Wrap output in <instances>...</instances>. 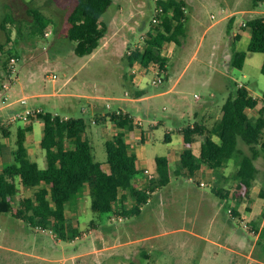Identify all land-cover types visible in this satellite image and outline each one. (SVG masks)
<instances>
[{"label": "rangeland", "instance_id": "1", "mask_svg": "<svg viewBox=\"0 0 264 264\" xmlns=\"http://www.w3.org/2000/svg\"><path fill=\"white\" fill-rule=\"evenodd\" d=\"M76 1L0 0V140L15 148L17 130L26 122L13 117L26 109L82 119L94 159L108 169L105 135L116 133L117 128L108 120L92 121L122 110L141 122L134 125L137 138L130 140L141 168L148 170L143 178L155 175V159L164 156L169 161L170 180L153 191L140 214L132 217L94 213L84 191L67 206L66 217L79 230L76 238L67 240L51 230L33 229L9 214H0V264H264L261 219H250L253 207L247 199L237 205L231 195L239 155L227 162L226 178L203 168L193 175L175 173L182 151V128L199 121L212 126L222 104L240 84L249 86L254 97L262 96L263 55L249 53L242 70L230 66V57L234 34L242 23L264 17V5L255 7L253 0H183L185 34L179 43L164 45L163 54L169 58L165 71H140L132 78L125 54L142 45L156 0H111L101 16L107 27L105 36L98 48L84 57L75 55V44L66 38V16ZM30 6L38 7L49 20V35L30 33L26 13ZM10 14L12 21H7L3 30L4 15ZM9 53L17 58L14 75L8 74L4 65ZM9 77L11 83L4 89ZM158 79L154 85L152 81ZM134 90L145 93L137 99ZM22 98L25 105L17 102ZM256 111L250 112L251 117ZM2 127L9 130L8 137H3ZM41 127V121L33 122L27 148L44 168V151L37 144ZM129 133H125L127 137ZM166 134L170 142H165ZM199 146L200 141L192 145L195 154ZM239 147L250 153L246 146ZM262 154L259 150L255 160L257 190L254 193L251 188L248 197L255 206L264 203V198L251 199L253 194L257 198L264 193ZM212 187L226 198L217 197ZM24 194L30 191L19 192L14 201ZM127 201L130 206L131 200ZM231 210L237 216L232 217Z\"/></svg>", "mask_w": 264, "mask_h": 264}, {"label": "trees", "instance_id": "2", "mask_svg": "<svg viewBox=\"0 0 264 264\" xmlns=\"http://www.w3.org/2000/svg\"><path fill=\"white\" fill-rule=\"evenodd\" d=\"M264 0H253L258 7ZM111 6V0H77L66 16V38L75 44L74 53L79 57L91 55L99 46L106 33V24L101 16ZM31 22L30 33L43 36L49 20L38 7L27 8ZM12 15H4L1 28L12 21ZM187 16L183 0H156L155 12L142 45L135 46L125 54L129 68L138 64L142 69L156 67L164 72L169 58L163 54L165 44L179 43L184 36ZM243 33H248L246 43L241 42ZM2 44H0V48ZM249 53H260L263 61L260 71L264 75V17L245 22L234 38L230 66L242 70ZM15 54L9 53L8 61ZM8 71V69H7ZM131 77L135 75L130 72ZM145 92L134 90L132 94L140 98ZM257 109V117L251 118L248 110ZM219 119L212 126L203 121L182 128V151L175 173L193 175L202 167L221 175L226 163L238 154L237 169L234 172L232 198L237 205L248 200L250 190L258 173L255 160L259 150L264 154V90L260 98L254 97L244 85L222 104ZM29 123L17 130L15 148L0 143V214H9L14 219L24 221L30 228L51 230L60 239L67 240L79 235L77 226L66 217L69 203L87 191L90 209L94 213H114L124 217L138 216L149 201L153 191L161 189L170 180V166L167 157L155 159V175L143 178L144 170L138 157L131 149L130 137L136 125L135 119L122 110L106 114L93 123L107 120L117 128L116 133L105 135V163L96 161L91 145L85 135L82 119L62 118L57 114L41 112L29 119ZM32 120L42 122V134L38 142L44 151L45 167L31 159L25 144V135L32 129ZM3 137L9 132L2 127ZM216 137L217 141L213 138ZM166 134L165 142H170ZM200 141L195 154L192 145ZM244 145L250 153L239 146ZM259 145V150L257 146ZM222 189V188H220ZM29 190V195L15 196ZM212 192L225 199L219 189ZM259 196H263L260 192ZM131 200L127 206V200ZM231 216H237L231 210ZM121 218V217H119ZM253 228V226H252ZM262 239V237H261Z\"/></svg>", "mask_w": 264, "mask_h": 264}, {"label": "crops", "instance_id": "3", "mask_svg": "<svg viewBox=\"0 0 264 264\" xmlns=\"http://www.w3.org/2000/svg\"><path fill=\"white\" fill-rule=\"evenodd\" d=\"M262 5H264V4H262ZM231 23V22H230ZM244 23H242V25H243ZM241 25V26H242ZM240 26V27H241ZM240 29V28H239ZM239 32V31H238ZM238 32L236 33V34H234V38H235V36L238 34ZM245 34L247 35V37L249 36L248 35V33H243L242 34V37H241V42H243V43H246L247 42V40H246V38H245ZM243 38H245L244 40H243ZM246 40V41H245ZM234 43V42H233ZM136 66V65H135ZM134 66V67H135ZM131 70H132V68H131ZM130 72H132V71H130ZM133 78H135V77H133ZM131 83H133V84H137V81L134 83V82H131ZM242 85H244V84H242ZM245 86V85H244ZM246 87V86H245ZM246 89L248 90V91H250L251 90V88L248 86V87H246ZM137 99H139V98H137ZM252 110H248L247 111V114L251 117V115H250V112H251ZM219 112H220V110H219ZM219 112H218V117H217V119L216 120H218L219 119V117H220V114H219ZM255 117H257V111L255 112V115L254 116H252L251 118H255ZM202 119L204 120V117H202ZM216 120H214V121H216ZM35 120H32L31 121V124H32V129H31V131L30 132H27L26 133V135H25V137H26V139H25V144H26V147H27V142H28V138L30 137V136H32V134H31V132H32V130H33V122H34ZM204 122V121H203ZM29 123V120H28V122H26L25 123V125L26 124H28ZM43 125V124H42ZM5 129L7 130V131H9L8 129H7V127H5ZM20 129V128H19ZM41 130H42V127H41ZM17 134V133H16ZM137 135L138 134H136V132H135V128L133 129V131L132 132H130L129 133V137H130V139L132 138L133 140L135 139V138H137ZM127 136V135H126ZM129 137H127V138H129ZM140 137H141V140H140V142H142V134L140 135ZM215 141H217V138L216 137H214L213 138ZM131 141V140H130ZM7 141H5V140H0V143H2L3 145H6V146H8V147H10V148H12L13 149V147L9 144V142H7ZM39 142V141H38ZM38 142H37V144H38ZM199 142V141H198ZM198 142H196L197 144H198ZM131 143H132V141H131ZM28 149V148H27ZM40 149V148H39ZM28 152H29V155H30V157H31V159L32 160H34V161H36L37 159L36 158H34L33 157V154H32V152L28 149ZM137 155V154H136ZM138 157V156H137ZM262 157L264 158V154H262ZM36 159V160H35ZM138 160H139V157H138ZM37 162V161H36ZM139 163H140V160H139ZM0 164H1V159H0ZM227 163H226V165H224V167L222 168V170H221V175H219L218 177H220V178H226L227 176H228V174H226L225 172V168L227 167ZM256 165V164H255ZM0 167H1V165H0ZM140 167H141V165H140ZM203 169H206V170H208L206 167H202ZM201 168V169H202ZM237 169V168H236ZM257 169H258V167H257ZM210 171V170H209ZM236 171V170H235ZM234 171V172H235ZM259 171V170H258ZM211 172V171H210ZM210 175V174H209ZM212 178V180H214L215 179V177L213 176V175H210L209 176V178ZM256 181V180H255ZM263 184V187H264V181L262 182ZM252 189H253V191H254V189H256L257 190V188H255V183L253 184V187H252ZM87 193V192H86ZM254 193H255V191H254ZM264 194V193H263ZM254 195V194H253ZM252 195V197H251V199H254V200H263V198H264V195L261 197V196H258L257 198H255L254 196ZM251 201L252 200H247V202H249L250 203V205L253 207V210H252V212L249 214V216L251 215V218L250 219H254V218H260L261 219V221L259 222V228L260 229H262L263 227H264V203H262L261 201H259V203L258 202H256V206L254 205V204H252L251 203ZM245 205H246V203H245ZM255 207H256V211L254 210L255 209ZM249 209H250V207H248ZM251 210V209H250ZM249 210V211H250ZM259 219V220H260ZM253 221V220H252ZM254 222H252V224H253ZM255 232V231H254Z\"/></svg>", "mask_w": 264, "mask_h": 264}, {"label": "built area", "instance_id": "4", "mask_svg": "<svg viewBox=\"0 0 264 264\" xmlns=\"http://www.w3.org/2000/svg\"><path fill=\"white\" fill-rule=\"evenodd\" d=\"M45 35L47 36V35H49V33L46 32ZM127 53L129 54L130 51H128ZM16 62H17V58H16L15 56H11V57L9 58V61H8V74H10V75H14V74L16 73ZM149 70H154V71H156V72L159 73V71H158V69H157L156 67H152V68H150ZM131 71H132L133 74H137V73H139L140 71H142V72H143V71L147 72L148 70L142 69V68L139 66V68H137V67H133ZM51 80H54V76L51 77ZM159 82H160V79H158V80H153V81H152V83H153L154 85H158ZM9 83H11V78H10V77L8 78V82L4 83L2 87H3L4 89L8 88ZM241 86H242V84L239 85V87H241ZM4 99H6V98H4ZM17 102H19L21 105H25V104H26V99H25V98H22V99H19ZM106 107H107V108H110L109 105H107ZM41 112H42L41 110H34V111H31V110L26 109V110H24V112H19V113H17V114L13 117V120H23V121L27 122L31 117H35L37 114H39V113H41ZM135 122H136V124H138V125L141 124L140 121L135 120ZM144 173L147 174V173H148V170L145 169V170H144ZM229 212L231 213V211H229ZM118 220H121V218H119ZM244 226L247 227L246 224H244ZM252 232H254V231H252ZM249 264H250V263H249Z\"/></svg>", "mask_w": 264, "mask_h": 264}]
</instances>
